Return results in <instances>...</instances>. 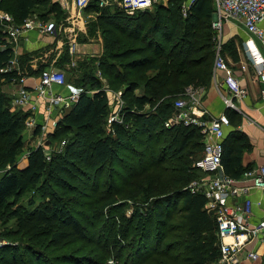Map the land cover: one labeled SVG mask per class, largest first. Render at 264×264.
Here are the masks:
<instances>
[{"label":"trees","instance_id":"16d2710c","mask_svg":"<svg viewBox=\"0 0 264 264\" xmlns=\"http://www.w3.org/2000/svg\"><path fill=\"white\" fill-rule=\"evenodd\" d=\"M2 1L4 11L17 24L33 14L45 22L63 13L52 0H4L7 6ZM184 1L167 0L151 13L139 11L133 15L114 7L86 8L102 12L88 24L89 36L100 29L106 42L119 50L106 51L97 62L102 78L92 74L94 60L71 68L72 84L83 88L87 82L86 90L91 94L83 89L74 106L48 133L49 140H59L71 130L87 134L83 145L62 152L66 155L60 156L61 161L54 162L52 157L46 160L43 148L36 146L27 148V165L16 166L19 151L25 147L22 131L29 114L12 109L10 99L0 91V169L5 170L0 175V212L9 209L24 235L48 239L43 247L48 260L38 261L41 251L27 245L29 264H103L102 260L111 255L109 247L117 243L112 238L116 235L135 242L133 255L128 258L131 264H211L218 259L215 220L205 208L204 196L187 188L200 174L193 164L204 150V135L196 126L164 127L174 113L176 97L186 88L205 90L212 83L213 1L197 0L183 17ZM228 54H233L234 63L238 61L235 53ZM13 57L12 46L0 26V69ZM70 61L65 50L56 66L64 69ZM21 75L17 70L0 72V85ZM103 77L108 86L101 83ZM106 88L120 92L124 101L121 122H112L107 130ZM225 112L230 130L224 141L222 172L239 178L251 169L242 164L243 153L250 145L244 135L232 130L239 120L237 113ZM103 174L106 178L102 185L93 181ZM82 177H88L90 183L85 184L88 188L83 194L79 190ZM46 187L51 188L50 196ZM32 190L41 199L29 200L26 208L18 206ZM73 194L84 197L82 202L74 198L76 213L68 207ZM125 200L135 204L129 216L122 210ZM139 202L145 204L144 208ZM100 213L105 217L102 226H113L108 233L93 231L99 223L89 230L93 220L101 218ZM79 242L99 246L101 252L97 258L86 256L82 245L75 248L74 258L55 254ZM121 252L114 248L116 255Z\"/></svg>","mask_w":264,"mask_h":264},{"label":"built area","instance_id":"2783aa9c","mask_svg":"<svg viewBox=\"0 0 264 264\" xmlns=\"http://www.w3.org/2000/svg\"><path fill=\"white\" fill-rule=\"evenodd\" d=\"M67 2V0H65ZM197 0H185L181 4V12L186 16L191 6ZM214 5L213 21V49L212 83L219 93L224 111L211 119L204 118L205 110L197 98V92L191 87L184 92L189 93V103L182 99L174 102V113L164 122V127L196 126L204 135V150L194 162L193 167L202 175L203 179L192 181L187 188L191 192L200 193L206 200L205 208L216 223V234L219 239V257L211 264H239V254L246 246L253 244L252 249L246 251V258L254 261L264 257V218L258 223L252 221V202L247 199L253 191L264 195V164L251 168L242 173L239 178L224 175L221 166L226 130L230 129V121L225 111H238V103L247 97V89L242 80L235 75L228 62L221 54L219 36L224 24L230 23L241 28L246 38L241 46L246 59L251 63L258 85L259 98L264 102V0H212ZM63 4L64 0H62ZM154 0H71V5L82 11L92 5L99 8L114 7L127 15L139 11H149ZM3 33L10 42L30 30L56 37L58 27L53 21H38L27 18L21 25H14L7 13H0ZM72 50V48L70 49ZM16 60L12 58L0 72H12ZM18 86L11 108L26 111L29 114L37 110V104L44 101L48 114L52 111L70 110L76 103L82 89L71 90L61 94L54 90L55 86H65L66 75L53 68L41 70L38 82L31 89L25 86V77L11 81ZM116 105L121 110V93L116 94ZM25 112V113H26ZM239 112V111H238ZM108 124L121 122L116 115L107 119ZM24 126L28 130L39 128L29 115ZM55 128L56 122L53 125ZM41 131H47L41 126ZM49 132V131H47ZM46 160L50 157L46 155ZM4 242L0 240V246ZM112 263V262H110Z\"/></svg>","mask_w":264,"mask_h":264},{"label":"rangeland","instance_id":"374dc122","mask_svg":"<svg viewBox=\"0 0 264 264\" xmlns=\"http://www.w3.org/2000/svg\"><path fill=\"white\" fill-rule=\"evenodd\" d=\"M3 3H6V6L8 5V2H4V0L2 1ZM71 2V1H70ZM167 2V0H154V3L152 5V8L148 11V12H153L156 6L159 5H165ZM2 4V3H1ZM0 4V13H7L6 11H4L3 8V4ZM66 7L65 8H61L62 10V14L61 15H56V17H59L58 19L53 18L54 21L58 20V22L60 21V23H64V26H66L65 24V19L70 15V7H71V3H68V1L66 2ZM11 20L13 21V17L7 13ZM60 14V13H59ZM65 14V15H64ZM102 12H95L93 10H89L86 9L84 10V12H81L80 14L78 13V11H75V17H81L82 19H90V20H94L97 18V16L101 15ZM104 14V12H103ZM81 15V16H79ZM183 16V15H182ZM185 17V16H183ZM213 21V18H212ZM90 22V21H89ZM212 24V22H211ZM0 26L1 29H3V25L0 22ZM263 28H264V23L262 24ZM88 29V28H87ZM212 29V27H211ZM211 32L214 34L213 29L211 30ZM63 34V33H62ZM99 34V35H98ZM106 35L101 33L100 29H97V33H95L92 36V40H94L95 42H98V45L95 49V54L94 56H88L85 61V63L88 60H94V64H91V66L93 65L92 68V74H95L97 77L102 78L101 74L99 72V70L97 69V62L100 61L102 57V55L107 54L108 51L112 50V51H117L119 49H117V46H114V44H109L106 42ZM246 38V34L245 32L239 28L238 26L232 25L230 23L224 24L220 36H219V44L221 46V54L224 56V59L228 62L230 67H233L235 70H240L245 76L246 74L252 75V71H253V67L251 65V63L246 59L245 54L243 52L241 43L242 41ZM49 48H52V45L48 46ZM226 48H229L232 53H235L238 56V61L236 63H234L232 61V55L233 54H228V50ZM107 51V52H106ZM73 57L71 58L72 61ZM66 65L64 69H58V68H53L59 71H62L65 75L66 78L68 80V82H71V84L73 83V79L74 76L71 73V68L74 67V65L71 63ZM101 83L104 86H108V84L105 81V77H103V79H101ZM74 85V84H72ZM82 85V84H81ZM212 85V84H211ZM210 85V86H211ZM88 86V83L85 82L83 84V88L86 92H88V94H91V91L86 90ZM209 86V87H210ZM81 88V87H78ZM108 97H109V116L108 119L112 116H116L120 114V105L117 106L115 100H117L116 94L118 92H114L108 88L105 89ZM141 90H137L136 93H139ZM197 92V98L203 100V97L207 91V89H197L195 90ZM7 96V95H6ZM189 93L184 92L176 97V101L178 99H182L184 101H186L187 103H189L190 97ZM199 99V100H200ZM11 100V99H10ZM175 102V101H174ZM10 104V102H9ZM121 106H123L124 101H122L121 99ZM46 109V108H45ZM122 109V108H121ZM62 111V110H61ZM64 111L63 113L68 112ZM57 113L59 111H56ZM42 116L40 115H35L32 114L31 118L34 120V122L36 124H38L39 129H38V133L36 135H34V131L33 130H27L24 126V130L22 131V141L25 144V147H22L21 150L19 151V154L17 156V162H16V166L18 168H22V165H24V163L27 160V148L28 147H36V146H40L43 148L44 152L46 155H48L50 158L52 157V159L54 160V162L56 161H61V157L60 156H64L66 154H62V152H64V150H68V153L71 152V150H76L78 148V146L83 145L87 131H82L79 132L76 130H71V132L68 135H65L64 137H62L59 140H52L50 141V137L48 135L50 128L54 127V123L56 121V124L58 122V120H60L61 116L58 114V116L53 120H49L48 122H44L43 118H41ZM53 121V122H52ZM108 121L106 122L105 128L107 130L108 128ZM41 126H44L45 129H47V131H41ZM67 153V154H68ZM63 158V157H62ZM50 162V161H48ZM6 170H9V168L7 167ZM5 170H1L0 169V175L4 172ZM197 179H203L205 178V175L199 174L197 175ZM95 178V177H94ZM93 178V181L98 180V182L102 185L103 184V180H105L106 175H100L99 177ZM89 183V178L88 177H82V179L80 180V192H86V188L85 184ZM47 188V194L49 193L48 196H50L52 194V192L50 191V187H46ZM111 192V190H110ZM82 194L78 195H74L71 197V202L68 203V207L71 206V210L74 212L75 206H74V198L75 201H79L82 202L84 200V197L82 196ZM41 198L32 190L30 191V193L26 196V197H22L18 203V206L22 207V208H26L29 204V200H36V202H38ZM45 199V198H43ZM70 204V205H69ZM123 207L122 210L124 212V214L126 216H129L131 211L134 210V206L135 204L132 203L131 201H127L125 200L123 203ZM139 206H141V208H144L143 206L145 204H143L142 202L138 203ZM9 209H6L5 211L2 210V212H0V240H2L4 243L0 246L2 249H0V264H29V260L27 258V253H26V248L27 245H34L37 246V249H39L41 251V257L40 259H38V261H42V260H48L49 259V254L47 253V251L43 250L45 247V244L47 243L48 239L47 237L44 236H38V237H29L24 235L20 229L17 227L15 220L10 216L9 214ZM76 213V211H75ZM104 213H100V217L99 219H94L93 220V224H91V226L89 227V230L92 231V226L99 223V225H97V227L93 230L95 233L98 232H102V233H108L109 230H111L113 228V226H107V227H103L102 224L104 222ZM120 223V222H119ZM116 238L113 240L117 241L115 247H112L113 245H111L109 247L112 248L111 250V255L108 257H106L103 261V264H131V262L129 261V255H133L134 252V245L135 242L131 241L129 238L126 240H122L121 237L119 236H115ZM84 243H77L75 245V247L73 248L72 246L69 247L68 249H63L61 251L55 252V254H63L67 259L70 258H74V250L75 248H79L80 246H82ZM85 248L83 249L84 253L86 254V256L92 257V258H97V255L99 254V252H101V249L99 248V246H90V245H83ZM41 247V248H39ZM114 248L120 249L121 255H116V253L114 252ZM96 249H100L99 251H96ZM95 250V251H93ZM45 251V252H44ZM116 251V250H115ZM128 254V255H127ZM112 262V263H110ZM33 264H35V261H33ZM53 264V263H52ZM62 264H73V262H69V263H62Z\"/></svg>","mask_w":264,"mask_h":264},{"label":"crops","instance_id":"0c3cea01","mask_svg":"<svg viewBox=\"0 0 264 264\" xmlns=\"http://www.w3.org/2000/svg\"><path fill=\"white\" fill-rule=\"evenodd\" d=\"M57 3L62 9L68 4H63L62 0H52ZM71 3V0H67ZM64 2H66L64 0ZM85 10V9H84ZM82 11L76 10L75 7L71 5L70 15L65 19V24L60 23V21H54L49 19L48 21H53L58 27V34L53 37L49 34L39 32L37 29L30 30L22 36L18 37L15 41L10 40V45L13 49L14 59L16 60L15 69L21 75L20 77H25V86L31 89L38 82V77L40 71L45 68H57L56 62L59 60L63 51L67 50L70 58L73 57L71 63L76 66L77 63L85 62L88 56H94L95 49L98 42L92 40L89 36L88 24L95 22L90 19H82L81 17H75V11L80 14ZM81 16V15H79ZM28 18H35L40 21L38 17L33 14ZM90 21V22H89ZM14 25L17 24L12 21ZM63 33V34H62ZM99 35V34H98ZM52 45V48L48 46ZM72 48V50H70ZM25 55V56H24ZM24 56V58H21ZM26 61V62H24ZM235 75L239 77L244 83L247 89V97L239 102L238 111L235 112L239 116L237 125L232 126V130L237 133L244 135L250 145V149L245 151L242 156V164L247 168H255L259 165L264 164V102L259 98L258 85L255 82V73L252 71V75L243 74L240 70H235L231 67ZM208 87L203 100L200 99L203 109L205 110L204 118L211 119L216 117L224 111L221 97L214 87V83ZM82 89L71 82H68L65 86H55L54 90L61 94L70 93L71 90ZM18 86L12 82L2 83L0 85V91L7 95L10 100V107L12 99L15 97ZM83 93V89L82 92ZM80 93V94H81ZM79 94V95H80ZM46 105L44 101L37 104V110L34 113L42 116L44 122L49 120H54L58 114L62 116V112L58 113L54 110L48 114L45 109ZM28 115V116H29ZM53 122V121H52ZM56 122V121H55ZM54 128H50L49 133L53 132ZM230 129L226 130L228 133ZM27 165V160L22 165V168ZM252 202V221L258 223L264 218V195L259 191H253L249 194L248 198ZM253 244L246 246L244 251L239 254V264H264V257L257 260L251 261L246 258V251L252 249Z\"/></svg>","mask_w":264,"mask_h":264}]
</instances>
